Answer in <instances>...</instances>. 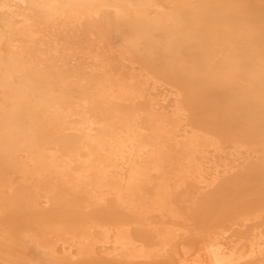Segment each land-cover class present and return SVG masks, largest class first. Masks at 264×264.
<instances>
[{"label": "bare ground", "instance_id": "bare-ground-1", "mask_svg": "<svg viewBox=\"0 0 264 264\" xmlns=\"http://www.w3.org/2000/svg\"><path fill=\"white\" fill-rule=\"evenodd\" d=\"M0 264H264V0H0Z\"/></svg>", "mask_w": 264, "mask_h": 264}, {"label": "rangeland", "instance_id": "rangeland-1", "mask_svg": "<svg viewBox=\"0 0 264 264\" xmlns=\"http://www.w3.org/2000/svg\"><path fill=\"white\" fill-rule=\"evenodd\" d=\"M15 13H21L22 12V8L18 5L16 6V9L14 10ZM70 66L72 65V63H69Z\"/></svg>", "mask_w": 264, "mask_h": 264}]
</instances>
